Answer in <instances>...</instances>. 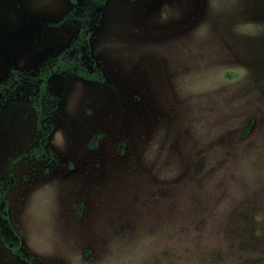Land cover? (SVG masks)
<instances>
[{
	"label": "rangeland",
	"instance_id": "obj_1",
	"mask_svg": "<svg viewBox=\"0 0 264 264\" xmlns=\"http://www.w3.org/2000/svg\"><path fill=\"white\" fill-rule=\"evenodd\" d=\"M89 0H0V81L34 76ZM101 80L0 91V181L21 250L57 264H264V0H105ZM82 62V61H80ZM0 264H27L0 240Z\"/></svg>",
	"mask_w": 264,
	"mask_h": 264
},
{
	"label": "trees",
	"instance_id": "obj_2",
	"mask_svg": "<svg viewBox=\"0 0 264 264\" xmlns=\"http://www.w3.org/2000/svg\"><path fill=\"white\" fill-rule=\"evenodd\" d=\"M72 1L75 3V0ZM89 1L94 5L92 18L82 22L76 38L67 48L56 55L46 58L34 76H27L24 72L13 69L5 80L0 81V91L13 89L19 77H29L37 84V93L31 104L35 111L39 138L37 147L30 149L26 155H33L38 159H51L52 157L45 147L49 130L41 126V121L45 118L42 99L47 94V85L50 77L54 74L68 71L78 77H83L88 80L102 79L101 72L95 69L96 64L90 53L89 38L98 20L101 9L104 6L105 0ZM11 182V172H9L7 180L0 181V240L15 256L24 260L27 264H57L56 262H36L31 256H27L22 252L21 240L9 219L8 202L5 198L6 189Z\"/></svg>",
	"mask_w": 264,
	"mask_h": 264
},
{
	"label": "flooded vegetation",
	"instance_id": "obj_3",
	"mask_svg": "<svg viewBox=\"0 0 264 264\" xmlns=\"http://www.w3.org/2000/svg\"><path fill=\"white\" fill-rule=\"evenodd\" d=\"M71 2H73L72 0H70ZM75 2H76V0H75ZM77 36V35H76ZM72 43V42H71ZM67 48V47H66ZM58 54V53H57ZM56 55V54H55Z\"/></svg>",
	"mask_w": 264,
	"mask_h": 264
}]
</instances>
